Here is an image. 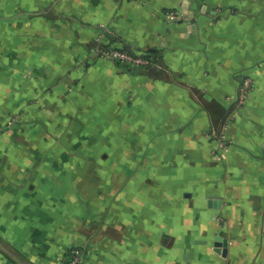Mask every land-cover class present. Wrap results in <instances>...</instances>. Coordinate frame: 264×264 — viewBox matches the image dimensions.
<instances>
[{
  "label": "crops",
  "instance_id": "crops-1",
  "mask_svg": "<svg viewBox=\"0 0 264 264\" xmlns=\"http://www.w3.org/2000/svg\"><path fill=\"white\" fill-rule=\"evenodd\" d=\"M73 246L264 264V0H0V264Z\"/></svg>",
  "mask_w": 264,
  "mask_h": 264
},
{
  "label": "built area",
  "instance_id": "built-area-1",
  "mask_svg": "<svg viewBox=\"0 0 264 264\" xmlns=\"http://www.w3.org/2000/svg\"><path fill=\"white\" fill-rule=\"evenodd\" d=\"M99 54L109 60H113L123 67L146 66L152 63L149 54L131 48H101ZM253 89L252 81L248 78L243 79L240 97L247 96ZM85 255L80 246L70 247L66 252V259L63 264H84Z\"/></svg>",
  "mask_w": 264,
  "mask_h": 264
},
{
  "label": "water",
  "instance_id": "water-1",
  "mask_svg": "<svg viewBox=\"0 0 264 264\" xmlns=\"http://www.w3.org/2000/svg\"><path fill=\"white\" fill-rule=\"evenodd\" d=\"M185 14H187L188 17H192L193 16L192 13H189V12H185Z\"/></svg>",
  "mask_w": 264,
  "mask_h": 264
},
{
  "label": "rangeland",
  "instance_id": "rangeland-1",
  "mask_svg": "<svg viewBox=\"0 0 264 264\" xmlns=\"http://www.w3.org/2000/svg\"><path fill=\"white\" fill-rule=\"evenodd\" d=\"M83 248V251H84V255H85V258H86V250H85V248L84 247H82Z\"/></svg>",
  "mask_w": 264,
  "mask_h": 264
}]
</instances>
